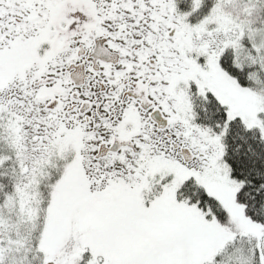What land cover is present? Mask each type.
<instances>
[{"label": "snow or ice", "instance_id": "obj_1", "mask_svg": "<svg viewBox=\"0 0 264 264\" xmlns=\"http://www.w3.org/2000/svg\"><path fill=\"white\" fill-rule=\"evenodd\" d=\"M0 264H264V0H0Z\"/></svg>", "mask_w": 264, "mask_h": 264}]
</instances>
